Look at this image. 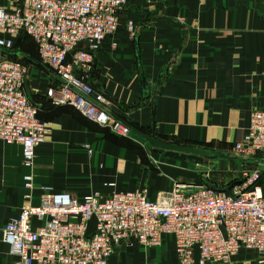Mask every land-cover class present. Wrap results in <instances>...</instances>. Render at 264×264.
Wrapping results in <instances>:
<instances>
[{
  "label": "crops",
  "instance_id": "1",
  "mask_svg": "<svg viewBox=\"0 0 264 264\" xmlns=\"http://www.w3.org/2000/svg\"><path fill=\"white\" fill-rule=\"evenodd\" d=\"M15 6V0H0L2 9ZM118 20L115 34L99 44L86 78L109 102L111 117L164 143L236 157L231 149L245 133L249 114L264 111L260 0H127ZM127 21L134 25L132 34L124 29ZM59 82L50 71L26 64L23 92L48 129L34 148L29 192L23 188L27 170L20 147L0 141V264L13 262L1 229L21 207L37 205L46 187L78 200L93 192L144 189L153 201L174 182H189L183 160L164 156L132 131L122 137L72 107L50 105L45 93ZM38 225L31 220L32 229ZM107 264H176V255L165 237L157 247L120 245ZM229 264L264 259L239 251Z\"/></svg>",
  "mask_w": 264,
  "mask_h": 264
},
{
  "label": "built area",
  "instance_id": "2",
  "mask_svg": "<svg viewBox=\"0 0 264 264\" xmlns=\"http://www.w3.org/2000/svg\"><path fill=\"white\" fill-rule=\"evenodd\" d=\"M15 1L12 10L0 8V48L9 49L18 35L28 37L39 63L60 80L49 90L50 104L70 106L126 137L129 127L111 117L109 102L94 93L86 78L99 44L115 34L127 0ZM133 28L125 22L128 33ZM25 75L22 62L0 59V141L20 147L21 165L27 170L23 188L29 192L34 148L48 129L23 92ZM231 150L241 157L264 155V111L249 114L246 131ZM257 179L251 173L230 194L202 183L174 182L153 201L144 189L93 192L78 200L46 187L37 205L21 207L4 224L1 241L12 264H107L120 245L157 247L165 237L173 242L176 264H229L239 251L264 259V184L254 185ZM32 219L39 223L34 229Z\"/></svg>",
  "mask_w": 264,
  "mask_h": 264
},
{
  "label": "rangeland",
  "instance_id": "3",
  "mask_svg": "<svg viewBox=\"0 0 264 264\" xmlns=\"http://www.w3.org/2000/svg\"><path fill=\"white\" fill-rule=\"evenodd\" d=\"M21 40H14V44L18 43L30 53L35 56L34 44L29 38L21 37ZM7 58L6 55L0 53V59ZM24 66L26 64L31 66L30 63L21 59ZM54 85V82H51ZM54 88V87H53ZM45 93L46 100L49 101V90ZM184 168L188 173L186 182L188 184L202 183L215 189L230 194L234 186L240 185V183L247 178L251 173L256 172L258 174V181L256 186L261 187L264 184V155L257 154L252 157L236 156L234 159H202L199 163L183 160ZM181 183V182H180Z\"/></svg>",
  "mask_w": 264,
  "mask_h": 264
},
{
  "label": "water",
  "instance_id": "4",
  "mask_svg": "<svg viewBox=\"0 0 264 264\" xmlns=\"http://www.w3.org/2000/svg\"><path fill=\"white\" fill-rule=\"evenodd\" d=\"M0 51L2 50L0 49ZM3 52L7 54H11V55L17 54L16 51H10V50H3ZM129 129L130 131L135 133L137 136H139L151 148L163 150L165 153L164 156L169 157V158H174L178 161L188 160V161H194L195 163H199L204 158L205 159L212 158L214 160L230 159V157H228L226 154H223V153L209 151L205 149H195L192 147H183V146H177L173 144L164 143L162 141H158L144 134H141L131 127H129Z\"/></svg>",
  "mask_w": 264,
  "mask_h": 264
},
{
  "label": "trees",
  "instance_id": "5",
  "mask_svg": "<svg viewBox=\"0 0 264 264\" xmlns=\"http://www.w3.org/2000/svg\"><path fill=\"white\" fill-rule=\"evenodd\" d=\"M21 37L28 38V37H26V36H24V35H20V36H18V37H15V38L12 40V46H11L9 49H2V48H0V49L2 50V51H0V53L6 55V57H7L8 59L18 60V61H20V62H22V63H23V61H22L21 59H23V60L27 61V62L30 63V64H34V65L38 66L39 68L43 69L44 71H50V70L47 69L45 66H42V65L39 63V61H38V57H37V54H36L35 46H33L34 49H35V56H33V55H30V53H28V52L23 48V46L19 44V42H18L17 44H16V43L14 44V40L16 39L15 42H17V40H21V39H22ZM3 50L16 51L17 54H16V55L7 54V53H4ZM50 72H51V71H50ZM50 105H52V104H50ZM52 106H56V105H52ZM58 106H62V105H58ZM63 106H66V105H63ZM69 107H70V106H69ZM75 111H76V110H75ZM37 112H38V111H37ZM132 128L135 129V130H138L140 133L142 132L140 129H136L135 127H132ZM142 134L145 135V133H143V132H142ZM233 159H234V158H233ZM257 181H258V179H257ZM257 181H256V182H257ZM256 182L254 183V185L256 184ZM214 188H215V187H214Z\"/></svg>",
  "mask_w": 264,
  "mask_h": 264
}]
</instances>
